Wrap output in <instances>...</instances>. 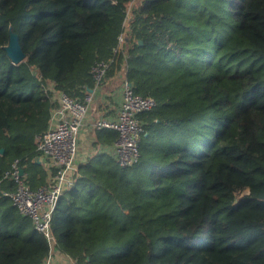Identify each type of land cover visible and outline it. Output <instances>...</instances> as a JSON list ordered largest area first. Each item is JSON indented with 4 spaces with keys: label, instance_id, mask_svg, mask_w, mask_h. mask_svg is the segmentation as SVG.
<instances>
[{
    "label": "trees",
    "instance_id": "16d2710c",
    "mask_svg": "<svg viewBox=\"0 0 264 264\" xmlns=\"http://www.w3.org/2000/svg\"><path fill=\"white\" fill-rule=\"evenodd\" d=\"M131 1L0 0V264L48 252L2 193L15 157L31 187L40 174L44 86L83 99L92 63L111 58L104 79L121 72L156 105L139 114L137 162L97 152L79 165L52 213L56 250L76 264H264V0ZM9 28L26 54L16 64ZM116 136L96 130L93 143Z\"/></svg>",
    "mask_w": 264,
    "mask_h": 264
},
{
    "label": "built area",
    "instance_id": "2783aa9c",
    "mask_svg": "<svg viewBox=\"0 0 264 264\" xmlns=\"http://www.w3.org/2000/svg\"><path fill=\"white\" fill-rule=\"evenodd\" d=\"M126 39V35L121 32L115 50L123 48ZM124 56L126 57L125 52ZM111 62L112 58L92 63L89 72L94 83L84 91L83 99H78L54 85L44 86L46 94L57 104L50 110L45 131L35 135L36 150L47 158L51 169L46 181L31 187L25 178L21 160L16 157L3 174V178L12 180L14 187L2 193L11 199L20 214L30 218L33 227L47 242L48 252L43 264H54L57 250L51 229L52 213L58 198L75 184L79 175L78 136L86 124L88 113L95 111L97 90ZM155 105L156 100L153 97L135 93L132 84L123 78L116 117L95 116L89 121L93 129L116 131V138L103 151L112 156L118 165L128 166L138 161L139 142L144 133L139 114L151 110ZM118 206L122 212H128V208L122 203L118 202ZM73 261L76 264L75 259Z\"/></svg>",
    "mask_w": 264,
    "mask_h": 264
},
{
    "label": "crops",
    "instance_id": "0c3cea01",
    "mask_svg": "<svg viewBox=\"0 0 264 264\" xmlns=\"http://www.w3.org/2000/svg\"><path fill=\"white\" fill-rule=\"evenodd\" d=\"M123 75L121 72L116 74L115 77H108L105 78L104 82L101 84L100 88L97 90L96 94V107L94 112L88 113L86 116V124L83 125L81 132L78 136V155L77 159L79 162V165L81 163H86L88 160L95 155L97 152H104L103 150L107 148L111 143H97L94 144L95 141V131L96 129H93L89 125V121L95 117V116H107L114 118L117 115V111L120 105L121 101V84L113 85L116 79H123ZM54 85L49 83L48 86ZM92 87V86H91ZM88 87V88H91ZM49 97V96H48ZM51 100L50 102H53V100L49 97ZM56 102H53V104H49L48 107V113L50 115V110L52 107L56 106ZM48 115V119H49ZM36 144V143H35ZM32 160L35 162L37 167L40 169V174H37L36 178H34V181L31 185L37 186L39 184H42L46 181L48 176V171H50V165L47 163V158L39 151L33 156ZM22 169L25 174V178L27 180L28 178V171L26 169V164H22ZM30 172V171H29ZM29 184V183H28ZM73 259L70 258L66 254H62L59 251H56L55 258H54V264H74Z\"/></svg>",
    "mask_w": 264,
    "mask_h": 264
},
{
    "label": "water",
    "instance_id": "95a60500",
    "mask_svg": "<svg viewBox=\"0 0 264 264\" xmlns=\"http://www.w3.org/2000/svg\"><path fill=\"white\" fill-rule=\"evenodd\" d=\"M141 42V41H139ZM4 50L6 51L7 55L11 59V63L16 64L22 60H24L26 54L22 50L18 34L14 32L11 28H9V34H8V42L3 46ZM3 151V148H0V152Z\"/></svg>",
    "mask_w": 264,
    "mask_h": 264
},
{
    "label": "rangeland",
    "instance_id": "374dc122",
    "mask_svg": "<svg viewBox=\"0 0 264 264\" xmlns=\"http://www.w3.org/2000/svg\"><path fill=\"white\" fill-rule=\"evenodd\" d=\"M136 1H137V0H133V1H131L130 4H129L128 9H131V8L133 7V5L136 3ZM123 23H124V26H128V20L125 19V20L123 21ZM123 33H124V35L126 34L125 31H124ZM104 80H105V79H104ZM104 80H103V82H104ZM122 80H123V79H122ZM122 80H121V79H116L115 82L113 83V85L121 84ZM103 82H102V83H103ZM102 83H101V84H102ZM101 84L99 85V88H100Z\"/></svg>",
    "mask_w": 264,
    "mask_h": 264
}]
</instances>
